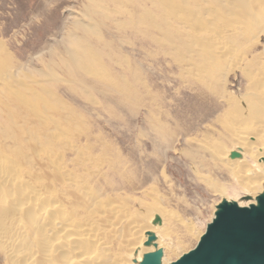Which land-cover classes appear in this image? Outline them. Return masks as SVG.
I'll list each match as a JSON object with an SVG mask.
<instances>
[{"label": "bare ground", "instance_id": "1", "mask_svg": "<svg viewBox=\"0 0 264 264\" xmlns=\"http://www.w3.org/2000/svg\"><path fill=\"white\" fill-rule=\"evenodd\" d=\"M82 2L63 48L39 56L42 66L20 64L0 40V263L134 264L153 244L167 263L185 253L180 240L165 239L170 218L150 204L133 211L127 198L114 200L96 183L114 146L91 133L58 89L110 113L147 107L152 153L161 156L182 138V154L210 191H224L211 173L223 171L255 198L264 185V0ZM162 63L183 95L178 104L160 91L169 74L164 84L155 81L152 67ZM121 166L109 162L108 169L123 189L133 188L138 181ZM156 214L162 225H153ZM147 232L157 237L150 247Z\"/></svg>", "mask_w": 264, "mask_h": 264}, {"label": "rangeland", "instance_id": "2", "mask_svg": "<svg viewBox=\"0 0 264 264\" xmlns=\"http://www.w3.org/2000/svg\"><path fill=\"white\" fill-rule=\"evenodd\" d=\"M82 3L84 4L82 0H0V40L3 41L16 61L19 60V63L21 62L22 65H24V63L28 64L27 66L24 65L25 67L33 68L36 67L35 64L38 67L42 66L39 60L41 56L43 59L47 60L49 58L50 49H57L59 47V51L63 48V38H65L63 36L66 34L68 29L67 26H69L75 14L77 12L79 13V11L81 12L83 8ZM71 13H73L74 16ZM124 47L126 50H129L130 45L125 44ZM154 49L155 48H153L152 51ZM126 54L129 56L131 55L129 52ZM159 57L161 56L159 55L158 58ZM152 68L155 74V81H158V84H164V77H162V74H169L165 82L166 86H164V90L160 86V91L166 94L167 100L169 101L176 96L175 104H178L179 98L183 97V95H177L178 93L175 89L179 87V85L176 82L173 72H170L164 63H162L160 67L158 65H153ZM234 84H236L235 90L237 91L239 85L237 83ZM58 92V95H60L66 103L73 105L83 114L88 126H91L90 130L93 135H97L100 140H107L114 146V151L105 154L103 157L109 161L104 159V162H101L102 164H100L99 167L96 166L101 172L99 177H97V174L94 176L95 179L97 178L96 183H100L101 185L103 182V188H107H104L107 190L106 193L109 195L112 194L111 197H115L114 200L122 201L123 197L127 198V202L130 205L129 207L133 211L140 213L143 207L150 204L149 208H156L157 210L155 209V213L159 212L165 220L170 218V220L168 219L169 222L171 221L169 223V228L171 226L170 231H172L165 239L172 238L175 241L180 240L179 242L183 248H185V252L196 245L204 232L206 224L213 216L215 205L221 198L225 195L238 197L244 192L245 189L239 186L231 179L229 174L223 171L220 172L221 175L211 172L220 183L225 184V189L222 192L220 191L221 193L210 191L204 183L202 184L200 180H197L196 175L191 169L190 161L182 154L186 146L182 138L179 141L173 142V147L166 149L165 153H161V156H158L160 154L152 153L153 151L149 145L150 138L147 107H140L137 111L132 112L126 106L120 105L113 109V113H110L103 109L100 104L91 103L89 100L81 98L75 93L67 92L63 88L58 89ZM188 95L189 94L185 95L184 100L186 102L191 98L188 97ZM94 98L102 102V94L97 93L94 95ZM170 109L171 106L162 105L161 110L170 111ZM173 110V112H175L176 107L175 109L173 108ZM1 141H3L2 144L6 142L3 139H0V142ZM99 148L98 146L96 150ZM115 149H119L118 152ZM118 158L119 161H117ZM112 160L114 163L120 166L122 165L121 167H124L125 173H130L129 175L132 177V183L138 181V184L133 183L135 184L133 188L123 185V189L122 185L119 184L121 180L123 183V179H120L117 172L108 169L109 162L113 163ZM207 160L210 159L207 158ZM25 166L26 165L22 166V168L27 167ZM163 171L166 176H169H167L168 178L165 179L164 175L162 176ZM103 180H110V183L114 181L112 183L114 186L111 184L108 188ZM125 187L128 189H125ZM153 188L156 192L152 191ZM145 189L150 190L153 194L147 190L148 194ZM119 195H121V197ZM141 199L144 203H142V205ZM170 211H172L174 215L169 217L168 212ZM179 256L174 255L171 261ZM0 262L2 263L3 260L0 259Z\"/></svg>", "mask_w": 264, "mask_h": 264}, {"label": "water", "instance_id": "3", "mask_svg": "<svg viewBox=\"0 0 264 264\" xmlns=\"http://www.w3.org/2000/svg\"><path fill=\"white\" fill-rule=\"evenodd\" d=\"M256 194L244 190L238 197L223 196L196 245L180 257L164 263L163 248L153 244L134 264H264V185ZM156 215L153 225L158 226L162 218ZM155 235L147 232L146 247Z\"/></svg>", "mask_w": 264, "mask_h": 264}]
</instances>
